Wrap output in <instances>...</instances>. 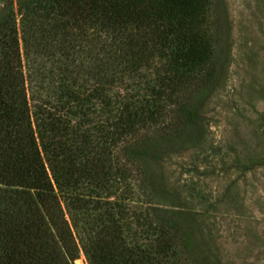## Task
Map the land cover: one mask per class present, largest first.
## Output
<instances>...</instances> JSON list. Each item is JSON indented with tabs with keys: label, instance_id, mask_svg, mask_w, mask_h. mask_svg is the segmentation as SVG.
<instances>
[{
	"label": "trees",
	"instance_id": "obj_1",
	"mask_svg": "<svg viewBox=\"0 0 264 264\" xmlns=\"http://www.w3.org/2000/svg\"><path fill=\"white\" fill-rule=\"evenodd\" d=\"M15 6L0 14V264H72L78 253L86 264H208L158 161L204 141L200 110L224 70L222 6ZM56 35L60 53L47 46Z\"/></svg>",
	"mask_w": 264,
	"mask_h": 264
},
{
	"label": "rangeland",
	"instance_id": "obj_2",
	"mask_svg": "<svg viewBox=\"0 0 264 264\" xmlns=\"http://www.w3.org/2000/svg\"><path fill=\"white\" fill-rule=\"evenodd\" d=\"M7 3L15 14L16 0H0V14ZM217 4L226 53L219 85L200 110L204 141L162 155L158 173L184 200L196 224L195 251L208 264H264V0ZM49 39L48 50L60 53L61 39ZM82 48L73 50L76 65ZM72 264H86L81 253Z\"/></svg>",
	"mask_w": 264,
	"mask_h": 264
}]
</instances>
